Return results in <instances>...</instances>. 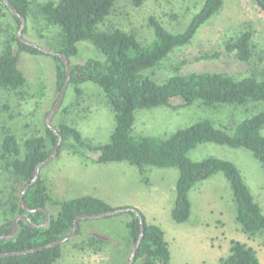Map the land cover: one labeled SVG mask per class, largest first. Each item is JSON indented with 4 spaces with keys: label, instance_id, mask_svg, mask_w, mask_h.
I'll return each mask as SVG.
<instances>
[{
    "label": "rangeland",
    "instance_id": "1",
    "mask_svg": "<svg viewBox=\"0 0 264 264\" xmlns=\"http://www.w3.org/2000/svg\"><path fill=\"white\" fill-rule=\"evenodd\" d=\"M50 1L57 0H33V13L24 37L41 47L57 49L61 30L48 24L38 12L42 4ZM206 1L145 0L137 8L131 0H118L113 14L104 25L97 27V31L119 29L134 34L141 46L148 48L155 40L151 19H156L169 33L181 34L188 29ZM17 28L12 14L0 10V54L14 35H18ZM246 31L253 35L254 59L249 65L239 62L235 53L225 50L227 42ZM13 47L17 52V45L13 44ZM78 48V57L72 59L74 64H84L90 59L103 60V55L90 42H81ZM19 68L27 80L25 88L17 93L0 89V147L8 132L14 134L20 143L43 134L47 116L59 96L53 56L22 53ZM215 72L237 78L264 73V12L254 0H224L221 11L200 28L188 46L176 49L157 67L143 74L164 83L179 74ZM64 109L69 111L68 114L63 113ZM262 111L264 102L218 107H206L195 102L175 111L167 107L138 110L132 134L134 137L164 140L178 130L204 120L216 127L227 128L232 134L237 125ZM63 121L77 128L83 140L92 146L108 144L116 126L108 100L92 83L69 85L51 126L56 128ZM70 144L75 145L78 154L64 149L42 171L55 199L70 201L95 197L112 206H120V209L127 207L121 206L125 202H136L140 208L137 210L145 212L150 223L160 226L165 232L171 264H221L229 256L234 240L252 247L260 263L264 264V231L251 239L241 231L236 222L237 204L223 174L194 186L189 193L191 219L186 224H177L171 216L179 178L176 168L148 167L141 173L139 168L127 162L98 164L94 161L98 158L97 152L84 149L73 141ZM208 157L232 162L241 171L264 213V169L252 154L243 148L216 144L198 145L188 154L193 161ZM4 166L0 159V225L8 219L6 203L10 188L15 184ZM52 212L55 214L56 210L53 208ZM126 219H129L127 212L83 221L80 235L64 244L63 256L57 264H128L132 246H129ZM91 239L100 242L92 247Z\"/></svg>",
    "mask_w": 264,
    "mask_h": 264
},
{
    "label": "trees",
    "instance_id": "2",
    "mask_svg": "<svg viewBox=\"0 0 264 264\" xmlns=\"http://www.w3.org/2000/svg\"><path fill=\"white\" fill-rule=\"evenodd\" d=\"M7 1L19 15L25 17V35L33 13V0ZM117 1L57 0L46 2L38 9L48 24L61 30L58 48L50 50L64 55L69 60V85L92 83L98 86L112 108L116 126L109 143L102 146L86 143L79 130L65 121L55 128L57 134L45 126L43 134L27 138L22 143L14 134L8 132L1 143L0 159L5 163L4 168L15 184L10 188L6 203L8 219L0 225V236H10L14 232V220L19 215L26 214L20 204L22 191L33 180L37 165L49 158L58 144V136H61L63 141L58 149V156L64 149L78 154L74 149L75 145L70 144L73 141L84 149L97 152L98 158L94 161L98 164L127 162L139 168L141 173L148 167L176 168L179 178L171 216L177 224H186L191 219L192 204L189 193L194 186L217 174H223L237 204V224L250 239L256 237L264 231V213L241 171L227 160L208 157L202 161H193L188 158V154L201 144L243 148L248 150L264 169V111L237 125L232 134L227 128L216 127L208 120L180 129L164 140L134 137L132 134L135 113L138 110L167 107L175 111L190 107L195 102H200L206 107L245 106L249 103L264 102V73L242 78L219 72L179 74L164 83L156 82L143 74L157 67L176 49L188 46L200 28L221 11L224 0H207L188 29L181 34H171L156 19H151L155 28V40L148 48H143L134 34L119 29L111 32L97 31V27L104 25L113 14ZM131 1L137 8L145 2ZM254 2L264 12V0ZM0 10L11 13L3 0H0ZM12 16L19 32L21 20L13 14ZM252 39L250 31L243 32L227 42L225 50L235 53L239 62L249 65L254 59ZM81 42H90L103 55V60L90 59L84 64H74L72 59L78 57V46ZM13 44L17 45V52ZM22 53L42 54L37 49L21 43L18 35H14L9 46L0 54V89L17 93L25 88L27 80L19 68V56ZM54 59L57 71L56 87L60 93L66 81V67L61 58ZM68 112L67 109L63 110L65 114ZM44 168L40 171L39 181L32 185L24 196L30 209H41L35 214H27L36 228H32L25 220H20L17 236L12 240H0V255L48 246L66 238L72 232L77 217L100 215L120 209L95 197L70 201L55 199L49 182L42 175ZM53 208L56 210L55 214L52 212ZM45 210L50 212L51 220L43 227L47 219ZM127 214L129 246L133 247L139 239L141 223L133 212L129 211ZM141 217L145 231L134 264H171V252L165 232L160 226L149 223L143 213ZM82 222L76 235L81 233ZM98 242L100 240L91 239L90 244L94 247ZM63 249L64 245L44 248L31 254L6 257L0 260V264H57L63 256ZM221 264L261 263L252 247L234 240L231 242L229 256L224 258Z\"/></svg>",
    "mask_w": 264,
    "mask_h": 264
},
{
    "label": "water",
    "instance_id": "3",
    "mask_svg": "<svg viewBox=\"0 0 264 264\" xmlns=\"http://www.w3.org/2000/svg\"><path fill=\"white\" fill-rule=\"evenodd\" d=\"M4 3L6 4V6L8 7L9 11L16 17L20 18L21 20V27H20V30L18 32V39L20 40L21 43L23 44H26L34 49H37L39 52L43 53V54H47V55H50V56H53V57H59L62 59L65 67H66V81H65V85L63 87V89L60 91L59 93V96L56 100V103L52 109V111L48 114L47 116V119H46V125L48 128H50L51 130L54 131V133L57 134V131L55 128H53L51 126V120L53 119V117L57 114V112L59 111L61 105H62V102H63V99H64V96L66 94V91L69 87V83H70V78H71V69H70V63H69V60L62 54H59V53H56L48 48H44V47H41L29 40H27L24 35H23V32H24V29L26 27V19L25 17L19 15L17 13V11L14 9V7L7 1V0H3ZM59 137V140H58V144L57 146L52 150V153L51 155L49 156V158L40 163L39 165H37L35 171H34V178L33 180L26 185V187L23 189L22 191V194L20 196V204L21 206L23 207V209L25 210L26 214H23V215H19L15 220H14V232L10 235V236H0V240H4V241H7V240H12L13 238H15L18 234V231H19V224L18 222L20 220H25L32 228H36V226H34L28 215L27 214H35L37 212H39L41 209L39 210H32L29 208V206L26 204L25 202V194L27 193L28 189L36 184L38 181H39V178H40V171L42 168H44L45 166H47L49 163H51L54 159V157L57 155L58 153V149L60 147V145L62 144V137L61 136H58ZM133 212L139 219L140 223H141V232H140V236H139V239L138 241L136 242V244L132 247L131 249V252H130V256H129V260H128V264H134V260H135V255H136V252L139 248V245L143 239V236H144V224H143V219L141 217V213L140 211H138L137 209H118V210H115V211H110V212H107V213H104V214H100V215H93V216H79L75 219L74 221V227H73V230L72 232L66 237V238H63L61 239L60 241H57L53 244H50L48 246H45V247H41L39 249H34V250H29V251H24V252H17V253H9V254H3V255H0V260L3 259V258H6V257H11V256H19V255H26V254H31V253H34V252H37L39 250H42L44 248H53V247H57V246H62L64 245L66 242H68L69 240H71L72 238L75 237L78 229H79V225H80V222L82 221H85V220H98V219H105V218H109V217H113V216H117L119 214H123L125 212ZM46 212V215H47V219L45 221V223L42 225L43 227H46L48 225V223L50 222L51 220V214L48 210H45Z\"/></svg>",
    "mask_w": 264,
    "mask_h": 264
},
{
    "label": "crops",
    "instance_id": "4",
    "mask_svg": "<svg viewBox=\"0 0 264 264\" xmlns=\"http://www.w3.org/2000/svg\"><path fill=\"white\" fill-rule=\"evenodd\" d=\"M103 201H105V200H103ZM109 205H111V204H109ZM112 206V205H111ZM121 206H127V207H133V208H135V209H138L139 208V206H138V204H136V202L134 203V202H125L124 204H122ZM112 207H114V208H118V207H120V206H112ZM140 209V208H139ZM139 211H141V210H139ZM141 213H143L142 211H141ZM144 214V216L146 217V219H147V221L150 223V219H148L147 218V215L145 214V212L143 213ZM126 220H128V219H126ZM125 222V221H124ZM126 223H127V221H126ZM125 226H126V224H125ZM166 239H167V237H166Z\"/></svg>",
    "mask_w": 264,
    "mask_h": 264
}]
</instances>
